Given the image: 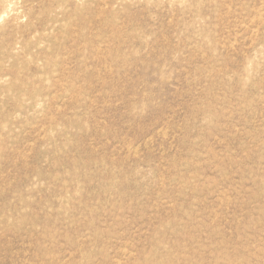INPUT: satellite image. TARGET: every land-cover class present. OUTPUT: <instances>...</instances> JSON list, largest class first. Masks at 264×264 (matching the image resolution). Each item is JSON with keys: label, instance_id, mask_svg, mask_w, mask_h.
<instances>
[{"label": "rangeland", "instance_id": "obj_1", "mask_svg": "<svg viewBox=\"0 0 264 264\" xmlns=\"http://www.w3.org/2000/svg\"><path fill=\"white\" fill-rule=\"evenodd\" d=\"M0 264H264V0H0Z\"/></svg>", "mask_w": 264, "mask_h": 264}]
</instances>
